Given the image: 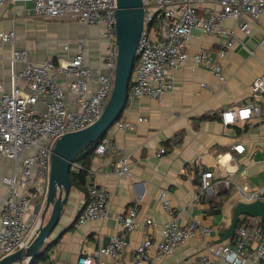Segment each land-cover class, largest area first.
Segmentation results:
<instances>
[{
  "label": "crops",
  "instance_id": "crops-1",
  "mask_svg": "<svg viewBox=\"0 0 264 264\" xmlns=\"http://www.w3.org/2000/svg\"><path fill=\"white\" fill-rule=\"evenodd\" d=\"M223 24L234 28L237 39L223 57L219 56L221 38L194 32L187 47L189 57L173 73V90L160 101L140 97L126 105L121 117L133 123L134 128L110 131L109 151L100 157L93 154L89 166L88 174L106 192L107 219L78 225L77 215L87 195L85 190L71 186L59 221L42 246L43 250L50 246L42 264H79V257L92 256L100 244L122 234L117 217L134 204L139 223L127 235L121 264H132L134 251L145 236L154 243L161 240L162 227L171 219L162 207L163 199L169 201L178 225L199 221L210 230L207 235L196 232L186 244L161 259L154 258L153 249L152 259L146 264H189L195 257L210 256L209 246L233 243L242 224L252 227L261 223L259 217L240 215L232 229L234 209L241 203H251L243 199L239 188L249 193L264 188V100L252 96L249 89L256 78L264 77V18L251 23L248 35L235 28L232 20ZM11 29L15 32L14 43L0 41L3 91L10 88L13 47L25 49L30 61L41 62L47 55H73L77 43L84 39L86 65L104 70L106 42L98 28L47 22L35 17L31 2L18 1L0 4V32ZM64 43L70 47L68 53L62 48ZM199 50L220 66L221 77L194 63L192 55ZM61 83L64 86L63 79ZM250 104L259 108L258 116L246 118L248 112L242 111L241 119L230 122V115H226L228 123L222 121L221 112ZM238 145L243 146L241 153L234 150ZM118 152L127 156L128 174L114 171ZM32 153L30 150L26 155ZM14 169L13 160L0 155V201L6 188L3 179L11 176ZM204 171L214 172L219 179L213 192L207 194L200 192V175ZM45 200L46 197L35 199V213L40 220ZM147 219L152 221L150 225L145 224ZM109 261L101 256L93 258L91 264ZM215 264L224 263L216 260Z\"/></svg>",
  "mask_w": 264,
  "mask_h": 264
},
{
  "label": "built area",
  "instance_id": "built-area-1",
  "mask_svg": "<svg viewBox=\"0 0 264 264\" xmlns=\"http://www.w3.org/2000/svg\"><path fill=\"white\" fill-rule=\"evenodd\" d=\"M18 1L32 4L35 17L45 21H69L84 28H98L106 42L103 69H91L86 65L87 42L77 43L73 55L55 58L47 55L41 62L28 59L25 49L10 51V88L3 91L0 83V155L15 163L14 173L3 179L5 192L0 201V260L5 256L26 249L41 220L35 213V199H45L47 194L50 157L55 142L62 136L85 129L101 115L108 101L114 82L117 46L115 32V0H0L8 5ZM143 5V28L138 40L127 104L136 98L148 97L160 101L162 96L173 90V73L180 70L189 57L188 43L194 32L215 35L222 39L219 56L235 43L234 28L224 26V21H234V27L250 34L253 21L264 18V0H141ZM0 41L14 43L13 29L0 32ZM264 41V38L262 39ZM68 53L70 47L63 44ZM195 64L221 77V68L209 55L199 50L192 55ZM63 79L64 86L61 83ZM254 97L264 100V77L256 78L249 87ZM247 111L246 118L258 116V107L250 104L221 112L224 123L241 119L240 113ZM142 121V119H138ZM134 128V124L121 116L94 148L100 157L110 149V131ZM33 150V153L26 155ZM238 153L243 146H235ZM163 152V150H161ZM115 157V155H113ZM114 171L128 174L127 156L118 152ZM220 163V161H219ZM79 166L72 164L71 170ZM219 182L217 175L204 171L200 175L201 194L213 192ZM227 184V183H226ZM87 199L77 215L78 225L89 221L104 222L108 216L107 195L88 174L85 183ZM243 199L249 202L264 201V188L248 192L239 188ZM163 209L171 219L163 225L161 240L154 243L144 237L134 251L132 264H146L172 254L176 248L186 244L196 232L204 235L209 228L199 221L180 226L169 201H161ZM122 234L111 236L108 243L99 247L90 257H79V264H91L93 258L105 256L108 264H121L127 235L139 223L137 204L125 214L117 217ZM150 225L152 221H144ZM210 256L195 257L189 264H264V222L237 228L236 238L227 245L209 246Z\"/></svg>",
  "mask_w": 264,
  "mask_h": 264
},
{
  "label": "water",
  "instance_id": "water-1",
  "mask_svg": "<svg viewBox=\"0 0 264 264\" xmlns=\"http://www.w3.org/2000/svg\"><path fill=\"white\" fill-rule=\"evenodd\" d=\"M115 7L117 59L110 97L94 123L83 130L66 134L55 142L50 157L41 226L26 249L5 256L0 260V264H28L43 251L42 246L56 227L68 199L71 189L69 173L74 159L83 149L104 137L126 108L136 49L143 28L144 11L141 0H115ZM47 213L49 215L45 221ZM240 215L259 217L263 223L264 201L237 205L233 212V230Z\"/></svg>",
  "mask_w": 264,
  "mask_h": 264
},
{
  "label": "trees",
  "instance_id": "trees-1",
  "mask_svg": "<svg viewBox=\"0 0 264 264\" xmlns=\"http://www.w3.org/2000/svg\"><path fill=\"white\" fill-rule=\"evenodd\" d=\"M100 139L93 144L89 145L85 149H83L76 158L74 159V163L79 166L77 171H70L69 179L72 187H75L77 190L84 191L86 178L89 172V166L91 162V158L93 156L94 148L98 144ZM50 248L47 247L43 251H41L34 259H32L28 264H42L47 259V251Z\"/></svg>",
  "mask_w": 264,
  "mask_h": 264
},
{
  "label": "rangeland",
  "instance_id": "rangeland-1",
  "mask_svg": "<svg viewBox=\"0 0 264 264\" xmlns=\"http://www.w3.org/2000/svg\"><path fill=\"white\" fill-rule=\"evenodd\" d=\"M47 22H51V23H53V24H57V23H63V22H65V23H69L68 21H47ZM73 24V23H72ZM75 24V23H74ZM38 219L40 220V218L38 217Z\"/></svg>",
  "mask_w": 264,
  "mask_h": 264
}]
</instances>
